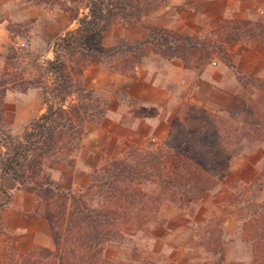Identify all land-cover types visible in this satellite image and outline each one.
<instances>
[{
	"label": "trees",
	"instance_id": "1",
	"mask_svg": "<svg viewBox=\"0 0 264 264\" xmlns=\"http://www.w3.org/2000/svg\"><path fill=\"white\" fill-rule=\"evenodd\" d=\"M156 0H60L76 26L57 37L53 56L44 65L51 79H23V91L43 89L44 110L13 136L4 125V98L11 85L16 49L9 53L0 73V180L9 176L14 190L38 196V213L47 221L53 248L34 245L19 253L21 264H135L113 262L101 257L107 242L123 240L128 226L141 230L156 215L164 201H193L216 184L229 160L257 142L264 141V76L247 77L237 72L244 87L255 92L252 101H241L235 110L213 113L194 107L196 125L179 121L169 136L152 149L136 148L123 158L112 159L90 175L82 191L59 188L45 172L49 162L73 164L90 123L100 121L106 102L80 83L83 67L102 64L115 73L134 76L150 53L178 58L183 66L199 72L218 58L230 68L234 65L226 47L232 42L255 39L264 44V23L250 19H223L207 36L185 35L159 26L147 27L143 39L123 40L111 46L102 44L104 31L117 19L133 21ZM86 12L79 16L81 6ZM74 74L77 76L74 78ZM157 183L156 193L141 188L144 181ZM250 217L258 228L252 243L253 264H264V205ZM13 253L16 247L11 245ZM138 264H153L142 259ZM215 264H226L219 254Z\"/></svg>",
	"mask_w": 264,
	"mask_h": 264
},
{
	"label": "rangeland",
	"instance_id": "2",
	"mask_svg": "<svg viewBox=\"0 0 264 264\" xmlns=\"http://www.w3.org/2000/svg\"><path fill=\"white\" fill-rule=\"evenodd\" d=\"M58 1L60 0H0V73L9 53V47L13 46L16 49L12 73L17 80L6 92L3 119L5 127L15 137L21 136L25 127L45 107L43 89L29 87L23 91L26 84L20 82V78L37 79L41 77L48 85L51 79L45 74L44 65L53 56L52 44L66 30L76 26V20H73L72 16L58 5ZM164 1L156 0L147 5L137 20L117 19L112 22L103 33L102 44L111 46L123 40L136 42L143 39L147 27L159 26L155 23L159 18V5ZM85 12L86 9L82 5L79 16ZM252 21L264 23V19ZM209 32L199 36H207ZM156 58L175 59L182 63L178 58H165L159 54L150 53L136 68L135 75L132 77L110 71L105 65L90 63L83 67L79 81L85 88L93 90L106 102L107 113L109 97L116 94L119 100L125 99L122 98L124 97L123 92L113 91V85L118 79L137 78V73L141 68L148 66L150 69L152 66H160ZM218 61H220L218 58H213L206 65ZM191 69L197 73L202 71ZM232 69L237 79L239 71L235 66ZM76 77L74 74V78ZM249 87L252 90L250 99L241 96L234 97L229 102L232 111L237 109L241 101L250 102L254 99V89L251 85ZM194 107L202 108L189 100H184L179 112L175 116H169V130L166 136L162 139L147 138L142 143L126 140L119 143L108 135L102 134L105 127L111 129L109 122L105 123V113L100 121L88 124L79 147L73 153V164L49 162L44 170L59 188L82 191L88 183L71 190L59 186L51 176L53 166L57 163L77 166L83 170L85 163L81 156H88L83 154V151L89 150L93 144L101 145V151H99L103 155L101 166L112 159L125 157L136 148L152 149L155 147L154 143H160L169 136L170 130H173L179 121L185 119L196 125L197 113ZM227 107L213 113L229 111L230 107ZM93 133L97 135L94 142V136L90 138ZM83 138L85 144L81 149ZM257 158L261 160L258 163ZM98 168L96 167L95 170ZM95 170L88 172L89 179ZM79 175L83 182L84 172ZM215 181V186L207 190L197 201L182 197L176 203L162 202L156 215L149 217L141 230L128 226L123 232L122 241L107 242L101 257L113 262L135 264L140 263L144 258L153 264H215L219 254H222L226 264H253L252 243L258 236V228L250 215L254 209L261 212L258 204L264 205V141L255 143L229 160L223 172L216 176ZM140 186L148 194L156 193L158 190L157 183L153 180L144 181ZM0 190H3L2 185H0ZM11 194H8V198ZM31 194L36 197L38 206V196ZM161 207H163L164 214L160 213ZM36 213L39 214L37 208ZM51 242V247L47 248H53L52 238ZM11 245L16 247L15 253ZM31 247L16 246L13 235L0 228V264H21L19 253H24Z\"/></svg>",
	"mask_w": 264,
	"mask_h": 264
},
{
	"label": "crops",
	"instance_id": "3",
	"mask_svg": "<svg viewBox=\"0 0 264 264\" xmlns=\"http://www.w3.org/2000/svg\"><path fill=\"white\" fill-rule=\"evenodd\" d=\"M226 18L263 20L264 0H165L159 5V18L155 24L185 35H201L216 28ZM226 51L240 73L250 77L264 75V44L252 39L232 42ZM156 60L160 66H152L153 70L145 66L137 73V78L118 79L113 85V91L123 92L125 99L119 100L116 94L109 97L104 120L109 122L111 129L105 127L102 134L119 143L162 139L169 130V116L179 112L184 100L216 112L225 109L234 97H251V88L242 86L235 71L223 62L208 64L197 73L175 59ZM92 136L94 142L97 135L93 133L90 138ZM84 144L83 138L81 149ZM99 151L101 145L98 144L83 151L88 155L81 156L85 163L83 170L56 163L51 169L52 178L65 189L86 185L90 171L101 166L103 155ZM81 172L85 174L83 182ZM0 185L3 187L0 190V228L13 235L20 248L35 244L51 247L47 221L36 213V197L23 190L15 191V184L8 176L0 181ZM9 193L12 194L8 198ZM160 213L164 214L163 207Z\"/></svg>",
	"mask_w": 264,
	"mask_h": 264
}]
</instances>
